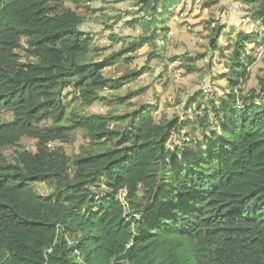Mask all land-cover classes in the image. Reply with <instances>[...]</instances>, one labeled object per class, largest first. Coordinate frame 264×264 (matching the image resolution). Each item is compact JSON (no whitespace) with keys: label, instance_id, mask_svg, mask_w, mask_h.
I'll return each instance as SVG.
<instances>
[{"label":"trees","instance_id":"16d2710c","mask_svg":"<svg viewBox=\"0 0 264 264\" xmlns=\"http://www.w3.org/2000/svg\"><path fill=\"white\" fill-rule=\"evenodd\" d=\"M70 1L0 0V264H264V78L241 87L264 31L230 44L225 96L157 122L153 107L116 112L138 93L114 92L144 71H104L131 66V49L160 55L177 0H140L124 25L144 32L129 45L111 34L123 47L102 62L85 0ZM237 1L264 30V0ZM108 91L114 111H85ZM76 132L85 142L71 155Z\"/></svg>","mask_w":264,"mask_h":264},{"label":"rangeland","instance_id":"374dc122","mask_svg":"<svg viewBox=\"0 0 264 264\" xmlns=\"http://www.w3.org/2000/svg\"><path fill=\"white\" fill-rule=\"evenodd\" d=\"M139 1L85 0L80 3L82 8L78 12L86 18L82 29L100 34V40L96 42V46L103 51L97 53L98 57L95 56V60L102 62L104 55H110L123 47L122 41L114 42L109 38L111 34L123 39L126 37L125 43L129 45L137 41L144 32L140 27L131 29L124 25L125 21L136 15L135 12L140 10L141 6L143 7ZM65 4L74 6L70 0H65ZM243 7L237 0H177V6L168 8L167 19L161 25L162 28H169V32L158 43L160 55L156 54L151 46L145 45L136 51L131 49L127 53L135 57L128 68L105 69L104 73L110 78L122 77L130 72V68L138 72L144 71L138 79L114 92L123 96L138 93L127 101L129 107L118 108L116 112L123 115L142 107H153V116L157 122L164 117L169 119L175 116L185 120L197 116L200 112L197 103L190 106L192 100L196 99L199 102L201 96L205 95L204 102H207L208 99L225 96L229 90L227 80L222 76L227 70V56L232 52L230 44L236 42L240 34L251 32L262 34L264 31L250 20V16ZM111 15H121L122 21L115 24V20H112L115 16L111 18V21L107 17ZM109 21L114 23L113 31L106 27ZM217 28L219 33L215 32ZM215 40L219 45L217 50L210 47ZM248 50L249 54L255 56L256 62L248 69L249 78L241 87L251 91L257 89L258 80L264 78V40L259 46L249 44ZM151 52L156 57L161 56L164 61L158 62L151 59L149 56ZM200 55L203 56L200 57ZM189 57L194 62L187 61L186 58ZM102 95L108 100L96 102L85 111L104 115L114 111L116 104L110 97V91ZM189 131H191L190 124L185 127L183 134ZM84 142L81 132H76L75 143L66 146V150L71 155L79 153ZM25 145L35 149V144L31 140L26 139ZM12 153V150L7 152L8 155ZM38 189L42 193L47 191L44 185Z\"/></svg>","mask_w":264,"mask_h":264},{"label":"clouds","instance_id":"9594fccd","mask_svg":"<svg viewBox=\"0 0 264 264\" xmlns=\"http://www.w3.org/2000/svg\"><path fill=\"white\" fill-rule=\"evenodd\" d=\"M28 140H29V139H28ZM51 145H52V144H51ZM51 145H50V146H51ZM123 195H125V193H123Z\"/></svg>","mask_w":264,"mask_h":264}]
</instances>
